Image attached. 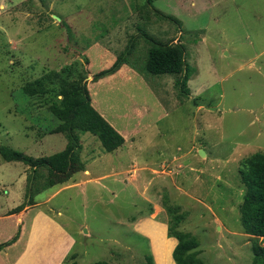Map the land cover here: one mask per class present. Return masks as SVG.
I'll use <instances>...</instances> for the list:
<instances>
[{
	"label": "rangeland",
	"instance_id": "obj_1",
	"mask_svg": "<svg viewBox=\"0 0 264 264\" xmlns=\"http://www.w3.org/2000/svg\"><path fill=\"white\" fill-rule=\"evenodd\" d=\"M150 39L184 47L194 71L187 93L175 84L181 75L143 69ZM119 53L130 64L92 81ZM57 69H72L75 86L85 82L93 107L125 137L105 152L81 133L79 158L90 173L35 196L56 192L43 207L75 237L66 264H145L149 254L154 264H174L164 199L185 213L179 228L197 239L205 264H251L240 168L264 152V0H0V146L33 157L65 149V136L49 133L59 121L47 97L22 91ZM48 171L0 155V242L17 232L3 208L25 200L27 176L41 186ZM7 247L0 264L20 250L6 256Z\"/></svg>",
	"mask_w": 264,
	"mask_h": 264
},
{
	"label": "trees",
	"instance_id": "obj_2",
	"mask_svg": "<svg viewBox=\"0 0 264 264\" xmlns=\"http://www.w3.org/2000/svg\"><path fill=\"white\" fill-rule=\"evenodd\" d=\"M155 0H145L150 5ZM169 18H173L169 16ZM179 22L177 18H174ZM184 47L180 43H161L150 39V46L143 69L153 75L172 74L181 75L175 80L180 89L187 93V82L193 71L184 59ZM107 60V57L105 58ZM130 64L128 57L119 53L112 63L92 77L97 81L103 77L113 75L122 66ZM131 66H133L131 64ZM71 75L72 69H67ZM84 71V70H83ZM66 70H50L42 76L26 82L22 91L27 96H46L50 113L59 121L49 133H62L66 138L65 149L53 157H33L8 146H0V155L5 161H19L36 171L37 168H48L46 181L39 186L34 179L26 178L25 200L12 209L9 214L21 211L25 206L35 204V196L46 188L66 183L78 171H83L84 163L80 160V134L89 132L95 135L102 149L111 152L121 146L124 136L115 129L92 105V100L85 82L77 88L75 80L70 79ZM84 73H86L84 71ZM54 161L59 164L54 166ZM241 181L244 184V195L239 206L240 223L243 231L251 235V264H264V152H254L242 161L240 168ZM163 207L168 214L167 236L174 237L177 242L172 250L175 264H205L199 257L197 239L190 233L179 228L185 219V213L179 212V207L163 200ZM19 230L9 239L0 242V251L14 243L18 238ZM68 254L63 263L66 264ZM71 258H74L72 254ZM70 264H78L71 261ZM95 264H114L107 261H97ZM145 264H154L151 254L145 256Z\"/></svg>",
	"mask_w": 264,
	"mask_h": 264
},
{
	"label": "crops",
	"instance_id": "obj_3",
	"mask_svg": "<svg viewBox=\"0 0 264 264\" xmlns=\"http://www.w3.org/2000/svg\"><path fill=\"white\" fill-rule=\"evenodd\" d=\"M119 132L124 136V133L121 131ZM84 172L88 174L90 173L87 168L83 173ZM69 185H72V183L65 185L64 187H68ZM54 193L47 196L44 200H35V204L25 206L17 213L9 214L10 209L15 206L3 208L1 218L7 216L16 217V231L19 230L17 240L9 245V247L3 252L4 255L8 256L10 255L9 248L18 245L20 250L17 254L15 253L12 255L13 260H11V264H64L63 260L65 256L73 250L76 242L74 235L67 228L66 224L61 222L57 216L50 211V209L47 210L43 207ZM57 213H59V211H57ZM151 221L156 222L153 220ZM156 223L165 226V224L159 221ZM166 232L167 228L165 226V233ZM13 235L14 234H9V236L3 241H6ZM170 238L174 240L171 249V260L175 264L172 258V250L177 240L174 237ZM20 244H22L21 247H19Z\"/></svg>",
	"mask_w": 264,
	"mask_h": 264
},
{
	"label": "water",
	"instance_id": "obj_4",
	"mask_svg": "<svg viewBox=\"0 0 264 264\" xmlns=\"http://www.w3.org/2000/svg\"><path fill=\"white\" fill-rule=\"evenodd\" d=\"M200 154H202V153H200Z\"/></svg>",
	"mask_w": 264,
	"mask_h": 264
}]
</instances>
